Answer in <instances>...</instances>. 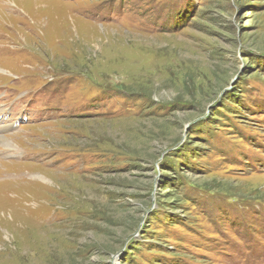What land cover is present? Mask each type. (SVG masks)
Instances as JSON below:
<instances>
[{
	"label": "rangeland",
	"instance_id": "1",
	"mask_svg": "<svg viewBox=\"0 0 264 264\" xmlns=\"http://www.w3.org/2000/svg\"><path fill=\"white\" fill-rule=\"evenodd\" d=\"M0 135V264H264V0H0Z\"/></svg>",
	"mask_w": 264,
	"mask_h": 264
},
{
	"label": "bare ground",
	"instance_id": "2",
	"mask_svg": "<svg viewBox=\"0 0 264 264\" xmlns=\"http://www.w3.org/2000/svg\"><path fill=\"white\" fill-rule=\"evenodd\" d=\"M8 140L6 139V135H0V144L3 145L4 147L8 148ZM9 147H12V145H10Z\"/></svg>",
	"mask_w": 264,
	"mask_h": 264
}]
</instances>
